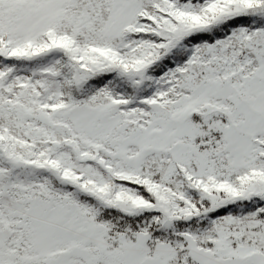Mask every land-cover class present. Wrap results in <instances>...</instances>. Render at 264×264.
<instances>
[{"label":"snow or ice","instance_id":"6c2138e0","mask_svg":"<svg viewBox=\"0 0 264 264\" xmlns=\"http://www.w3.org/2000/svg\"><path fill=\"white\" fill-rule=\"evenodd\" d=\"M0 264H264V0H0Z\"/></svg>","mask_w":264,"mask_h":264}]
</instances>
